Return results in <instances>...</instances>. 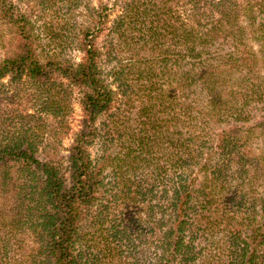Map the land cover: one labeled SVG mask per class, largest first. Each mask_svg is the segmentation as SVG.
Masks as SVG:
<instances>
[{
    "label": "trees",
    "instance_id": "16d2710c",
    "mask_svg": "<svg viewBox=\"0 0 264 264\" xmlns=\"http://www.w3.org/2000/svg\"><path fill=\"white\" fill-rule=\"evenodd\" d=\"M184 5L185 13L191 12L183 18L173 7L126 3L112 28L117 43L110 42L108 52L114 54L118 45V51L131 55L128 64L117 62L110 71L116 91L106 82L101 52L91 41L81 42L85 57L79 64L43 63L29 40L27 19L19 15L20 40L0 62V81L25 78L37 89L39 108L36 113L7 111L18 121L10 130L0 129V136H5L0 140L2 264H143L136 253L141 247V255H146L147 244L154 251L151 264H215L206 250L214 251L222 220L227 221V232L220 249L223 253L228 247L229 253L223 263L264 264V197L238 193L237 201L233 190L220 196L227 188L230 166L235 164L244 175L260 162L246 160L241 149L233 154L236 126H231L214 132L222 163L209 174L211 160H201L206 151L196 135L211 140L210 133H196L198 124L206 130L219 113L239 121L243 116L234 112L238 103L244 108L250 101L263 102L255 80L262 79L259 71L264 68V20L257 22L258 16L264 17V0H247L239 10L232 0H186ZM225 44L235 51L213 56ZM240 47L245 51L238 52ZM75 87L83 96L86 124L76 133L69 156H43L40 137L49 131L44 118L63 127ZM197 90L207 97V114L193 119L195 125L177 126L179 119L169 108L178 94L186 98V91ZM118 94L126 107L111 112ZM183 105L188 114L192 102ZM102 117L105 120L95 127ZM93 145H99L95 157ZM196 167L198 183L185 175ZM168 169L182 172L175 173L170 188L165 184ZM222 203H236L240 213L248 214L244 207L260 206V219L248 226L244 218L241 228L231 231L233 217L221 211ZM132 208L138 212L130 220ZM124 248L129 256H121Z\"/></svg>",
    "mask_w": 264,
    "mask_h": 264
},
{
    "label": "rangeland",
    "instance_id": "374dc122",
    "mask_svg": "<svg viewBox=\"0 0 264 264\" xmlns=\"http://www.w3.org/2000/svg\"><path fill=\"white\" fill-rule=\"evenodd\" d=\"M131 0H0V62L7 59L11 55L16 47V44L20 40V29L16 22L19 19V15H25L28 25H26L29 30V40L31 41L34 50L37 53L38 58L41 62L46 63L52 60L55 63H68V64H79L84 60L85 54L82 50L83 47L80 46L81 42L91 41L101 52L100 57V68L103 72V76L106 82L109 83L112 88L116 91V85L113 83V78L110 76L111 70L116 66L117 62H122L123 64H128L130 61V53L127 51H118V45L115 46L117 50L111 56L108 55L110 42L114 41L113 26L114 21L121 16L125 11L126 3ZM142 6H148L150 9L159 8L160 6H166L168 8L173 7L172 10L175 12L183 13V18L188 12V9L184 4L186 0H138ZM236 2V6L239 9H244L247 0H232ZM232 6V3H229ZM14 14V20H11V16ZM241 13L240 22L245 24L244 16ZM257 22L264 20V17L258 16ZM249 31V30H247ZM130 37L136 35L132 32L128 34ZM118 40V39H116ZM247 39L246 41H248ZM115 42V41H114ZM117 43V42H115ZM253 43V44H252ZM251 46L258 50V44L252 42ZM250 46V47H251ZM111 50V49H110ZM112 52L114 50H111ZM235 51L234 48H230L228 44L222 45L220 51L215 53L213 56L218 57V55H226L227 53ZM245 51L244 47H240L238 52ZM206 59V58H204ZM260 66H263L259 63ZM260 77L262 79H257L255 81L259 82L261 85L260 94H262L263 102L257 103L250 101L248 105L242 108L243 102L238 103L236 106L237 110L234 111L235 114H240L243 116L239 121L234 122L232 118H228L224 113H217V118L213 120L211 125L204 130V126L197 125L196 133L202 132V135L208 136L209 133L212 135L211 140L206 139L200 134H196L200 137V142L206 153L202 155L201 160L208 162L211 160L209 167V174L213 172L214 166L221 164V154L218 150V141L214 140V132H223L228 130L229 127H234V135L236 139L234 144H236V149L234 155L241 149L246 156V160H254L255 162H260L255 168L250 169V173L240 175L237 171V166L234 164L226 171L228 175V180L226 183V190L220 196H225L230 190L234 191V196L236 200L238 199V193L249 198L261 199L264 197V68L259 71ZM233 76V83L235 77ZM24 80L19 81L14 79V77L9 76L0 81V129L10 130L14 127L15 121L18 119H13L9 116L7 111L19 108L24 110V112L36 113L38 110V101L36 100L35 94H38L37 89L31 83H27ZM25 83V84H23ZM196 89V88H193ZM71 96L69 99V107L66 111V123L63 127L57 125L56 121L52 118H44V128H49L46 134H41V140L44 143L41 149L43 156H49L50 158H61L69 156V148L72 147L73 140L78 131L84 128L86 115L81 105L82 94L80 90L76 87L72 89ZM200 90L194 93L185 92V96H190L183 98L180 94L177 95V103L169 108V110L176 115L179 119L177 121V126L189 127L188 123L191 125L196 124L197 117L202 118L204 113L207 114V97ZM135 95H133L134 98ZM121 95L115 96V102L112 104L110 111H115L121 105L120 102ZM135 105H138L137 99ZM192 102V108L187 114V110L183 105L184 102ZM134 105V106H135ZM239 108V109H238ZM191 113V114H190ZM192 117V119H190ZM195 119V120H193ZM105 120V117L100 118L96 122L98 127L100 123ZM24 123H33V120H23ZM253 128V129H250ZM186 132V131H185ZM5 136H0V140ZM199 142L193 143L192 147L196 149V145ZM51 145V146H50ZM52 147L45 148V147ZM194 151V150H193ZM99 152V145H93L91 148V154L93 157ZM198 155V151L194 152ZM193 153V154H194ZM209 154V155H208ZM200 167H196L193 173L187 172L185 175H189L195 178L197 183L200 182ZM168 169V176L166 178V187L170 188L171 183L174 180L175 173L180 174V170ZM167 171L165 175H167ZM178 171V172H177ZM110 171H107V176L110 175ZM187 177V176H186ZM251 181V182H249ZM163 186L160 188L162 189ZM167 198V197H166ZM166 198H163V202H166ZM158 203V202H157ZM221 211H230L232 219L231 231L240 229V223L243 222L242 219H248V226H253L255 221L260 219V206L255 210H248V213H240L241 209L238 210L236 203L231 204L228 207L224 206V203L220 206ZM242 208V207H241ZM138 211L135 208L129 210L130 220L135 213ZM254 216H258L255 218ZM251 217V218H250ZM254 217V218H253ZM131 224V223H130ZM227 221L222 220L219 229L222 230L213 240V249L208 248L206 250V255L211 258L215 264H224L227 256L228 247L225 252L222 253L220 247L225 241ZM253 224V225H249ZM147 233V232H146ZM25 238H29L24 235ZM205 239V235L203 237ZM260 240V239H259ZM200 239L198 240V242ZM143 248H138L136 255L140 258L143 257V264H151L152 258L154 256L153 248L150 244L146 245V255H141ZM220 249V250H219ZM264 252V251H262ZM262 252L260 254H262ZM129 256L130 251L127 248L121 249V256ZM226 261V262H227ZM115 262H119L118 259ZM257 262H260L258 260ZM19 262H14L13 264H18ZM0 264L1 261H0ZM4 264V263H3ZM228 264V263H226ZM263 264V263H260Z\"/></svg>",
    "mask_w": 264,
    "mask_h": 264
}]
</instances>
